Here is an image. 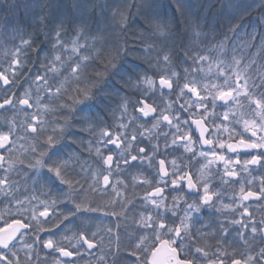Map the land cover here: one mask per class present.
<instances>
[{
	"label": "snow or ice",
	"instance_id": "obj_1",
	"mask_svg": "<svg viewBox=\"0 0 264 264\" xmlns=\"http://www.w3.org/2000/svg\"><path fill=\"white\" fill-rule=\"evenodd\" d=\"M175 2L178 13L183 16L185 13L183 0H175ZM227 6L234 13L233 19L238 21L244 15H249L253 8L264 7V0H245V2L238 5L229 2ZM53 7L52 4L41 5L42 9ZM91 7V5L75 2L73 4L74 10L81 16ZM133 8L136 9L135 15L141 16L145 27L138 34L130 35L128 17L134 15L131 11ZM151 8L152 5L149 0H131V3H126L124 8H117L111 17V29L115 42L100 49H95L94 46L88 45L86 41L85 43L80 42L87 35L83 23L77 25L73 21L72 31L75 38L65 39L68 31L66 27L68 17L66 15L55 16L50 11H43L38 20L35 17L33 18L34 24L40 25L38 31L50 45V53L46 54L44 59L41 60V68L44 71L43 73L37 72L32 77L29 90H25L22 95L17 96L15 93L8 95L9 89L7 87L3 89L4 95L0 99V110L11 111L13 118L6 121V129H0V150L11 154L13 151L12 146L15 144V140L11 138L17 136L20 139L25 138L24 135H20L15 115L20 112H25L27 115L26 109L33 107L30 92L33 85L36 88L37 105L42 104L45 100L57 98L62 102L54 108L49 109V105L43 103L45 109L53 112L59 111L60 117L63 119L62 123L59 120L57 121L51 132L46 130L43 121H40L37 115H32L30 121L26 119L23 123V132L34 134L31 139L35 142L31 147V152L34 154L33 158L27 162L22 160L21 164L36 173L35 176L25 175V183L30 179L33 180L34 184H40L43 181V186L48 187L49 191L57 182L64 187L57 189L59 195L52 198L50 203L48 199H41L40 196L35 194L30 197L24 196L21 199L15 194L19 191L20 181H13L8 175L10 171L14 170L15 161L11 155L0 154V170L4 173L3 177H0V186H4L0 187V195L7 198L8 214L12 217L11 223L5 220L3 222L4 226H0V264H21L18 248L20 244H23L25 249L35 252V257L31 255V252H25L26 264H47L49 256L52 257L53 264H76L74 260H60L53 254L59 253L60 257L71 258L74 255L73 249H75L76 255H80L84 245L87 246L88 250L100 247L95 239L97 233L91 232L90 234L87 227V223L95 217L87 214L101 212L104 215H122L126 217L127 205L131 203L126 197L121 200L113 199L110 201L111 209L107 206L102 208L87 199H83L84 193L86 191L107 193L111 189L117 197H120L123 194L118 189V185L124 184L127 187V184L123 179H118L116 184H112L110 178L114 177L116 173L131 168L142 170L145 162H147L149 168L155 171L154 160L160 150V144L157 142L150 149L144 145H139L137 152L130 151L132 145L125 142L126 132L117 130L114 133L106 124L97 122L98 116L94 117L91 114V109L94 107L97 110H99V107L107 110V105L99 99L100 96H115L118 98L117 101H113L116 103V109L110 111L113 117H115L116 111L120 112L121 122L119 128L127 127L123 124V118L131 105L134 112L141 113L146 120L151 117L155 121L152 125L153 128H158L160 121L163 120L169 126L175 127L178 133H181L180 125L181 123L187 125V120L181 121L179 111H176L175 114L169 111L172 108V103H169L167 109H161L155 104V101H148L149 95L157 91L155 78L159 76L161 96L175 94L177 100L173 103H179L181 99H184V89L197 97L196 101L185 100V103L180 104V107L184 111H187L188 107L203 108L205 110L200 119L194 118V114H190V118L192 124L196 125L199 130L200 142L212 146L214 141L211 136L205 137L207 128L203 126L209 108L215 110L217 107L215 102L220 100L224 101V106L230 110L232 103L239 102L236 96L243 95L249 104L255 105L253 111L258 119L253 118L244 121V132L250 133V136L255 139L245 137L243 133H238L239 139L235 143L225 144L217 138L216 147L220 149L227 147L229 152L236 153L235 160L228 158L225 162V156L223 154L217 155L214 148L211 153L207 150H200L199 156L207 157L211 154L214 160L225 162V176L235 177L238 175L236 169L230 170L228 167L233 163L237 165L242 163V170L245 172L249 171V165H259L264 168V151H259L264 149V135H260V133H264V75H260L256 79H253L250 75H244L243 70L240 68L244 59L243 55L240 57L235 55L237 48L243 53L244 50L255 47L261 53H264V12H261L257 21L252 23L251 32H246L243 39L240 37L242 26L238 22L230 21L226 25L224 39L211 45V50L221 53L228 50L229 44L232 45L233 61L236 65V83L233 85L226 78L225 85L228 90H221L215 95H205L197 92L194 79L192 81L186 80L183 87H180L177 83L176 87L179 88V92L173 91L171 77L178 76V73L174 68L169 67L173 64V58L176 54L175 42L172 39V25L157 19L156 15L151 12ZM229 33L232 35L230 36ZM196 35H200L199 31L196 32ZM18 39L20 41L18 45H14L12 49L4 52V55L8 57V67L0 71V82L4 86L16 83L18 77L23 75V70L26 67L24 57L30 50L36 51L35 32L20 31L18 32ZM257 40L259 43H256ZM90 47L94 48L93 52L82 54L81 50H87ZM69 49L71 53L75 54V58L69 54ZM130 55L143 60L147 67L138 70L135 66H126V58ZM184 56L185 59L181 63L184 65V71L189 74L202 71L199 65L201 62L210 59V56L204 52H197L193 55L187 48L184 49ZM187 60H190L191 64H187ZM97 62L102 67H94ZM254 64L255 60H252L251 64L244 67L250 69ZM62 68L63 72H61ZM161 69L164 71H161ZM168 71H171V76L167 74ZM49 73H52L53 76H63L64 79L53 84L51 82L53 77H50ZM219 74L221 76L225 75L223 70ZM241 80L243 84L240 83ZM69 81L70 83L65 87V83ZM212 87L216 86L213 85ZM165 88L170 90L169 93L162 91ZM121 89L124 91L121 92ZM129 91L139 93L137 102L134 104L128 96ZM207 91L208 86L206 85L204 92ZM41 93H45V95L41 96ZM210 96L211 105L208 103ZM185 104L188 107H185ZM77 105H83V107H77ZM65 109L67 111H64ZM224 119H229V111L224 112ZM74 124L78 126L80 131L95 136V154L106 166L99 171L88 170L91 173L92 183L89 184L87 189L73 175L75 167L72 158H61L59 150L56 148L60 141L67 138ZM213 124H215V121H213ZM215 127L217 129L223 128L225 131L229 130L227 125L215 124ZM188 128L190 129L191 125H188ZM145 130L151 131L150 129ZM97 132L99 135H96ZM140 135L142 136L143 133H140ZM164 135V148L166 150L170 145L167 140V133H164ZM232 138L230 132L229 139ZM73 139H75L74 134ZM136 139V134H133L132 140L135 141ZM177 140L187 142L177 145ZM195 142L189 134L181 133L173 136L172 145L183 147L185 152L192 153L195 157L196 151L192 147ZM89 145L91 149V141ZM107 145H114L119 151L113 153L109 149L108 154L105 155L101 149ZM239 150H245L249 158L241 162ZM214 160H209L207 165H202V168L213 164ZM171 163L173 168L170 173L165 167L166 160L164 158L159 159V171L157 176L154 177V184L147 177H133L134 180L139 179L140 184L149 185L151 190H146L144 199L147 203L152 204L157 211L150 212L146 217L141 215L139 220L134 221L137 224L136 236L131 240L134 247H130L129 254L134 256L135 260L131 261L130 264H161L159 259L161 252L166 253L163 264H264V238L260 235L264 233V226H257L254 221L250 223L235 219L228 221L229 224L242 226V229L236 230V235L245 248V251L239 255H237V249L232 247L231 244L229 247L232 248V251L223 246L224 241L231 235L223 223L220 226L221 240L218 241L215 253L210 255V248L199 244L198 237L204 235V233L199 230L196 233L191 231L193 217L195 214H199L203 207H207L209 210L216 208V200L213 198L215 196L218 200L220 193L212 191L207 181L201 182V177H197L194 181L192 175L184 171L176 160H172ZM121 164L125 165L126 168L122 169ZM44 169L49 175L42 174ZM81 171H84L83 167H81ZM101 178L103 181L102 188L100 187ZM185 179L188 193H194L198 199L188 201L187 194L183 191L185 185L181 184V181ZM223 182L225 184L229 183L227 180ZM169 186L171 191L166 192ZM240 192L242 200H248L250 197L264 198V177H261L259 196H256V193L252 190L245 191L243 186H241ZM172 193H175V195H172ZM43 195L44 193L41 192V196ZM169 195H172L170 204L166 202ZM61 203H70L72 207L58 212L57 208ZM13 204L15 205L14 208L11 207ZM117 204L120 205L119 213L115 207ZM224 207L228 206L225 205ZM216 211H220V209L216 208ZM29 212H31L30 218L27 215ZM169 213L174 219L169 218ZM243 214H248L246 206ZM40 217L44 219L41 220ZM2 219L3 216L0 214V220ZM31 221H35V224ZM61 226H63L62 229ZM203 227L207 228L208 225ZM21 229L32 230L34 235L32 242L29 243L24 240L27 233L22 232ZM53 229L61 230L60 239H56L57 232ZM108 231L111 232V229H108ZM249 231L251 235H248ZM40 232H49L50 235L45 239L39 235ZM73 240H75V243H72ZM63 241H68V244L66 245ZM37 246L49 250L44 254L43 260ZM117 251H119V247ZM101 260H103V257H101Z\"/></svg>",
	"mask_w": 264,
	"mask_h": 264
},
{
	"label": "rangeland",
	"instance_id": "obj_2",
	"mask_svg": "<svg viewBox=\"0 0 264 264\" xmlns=\"http://www.w3.org/2000/svg\"><path fill=\"white\" fill-rule=\"evenodd\" d=\"M30 1H34V0H30ZM74 1H75V3L86 4V5L92 6L87 11V12H89L90 17L88 20V24L85 25V29L86 30H88L89 28L92 29L93 33L91 35L94 39V42H93L92 37L89 35V32H87L85 29H84V31L87 33V35L85 38H82L80 42L85 43V41H86L88 45L94 46L95 49H97V47L98 48H105V47L111 45L110 44L111 37H112L111 17H112L113 12L115 11L113 9L114 8L115 9L124 8L126 3H131V0H74ZM161 1L165 2V4H162ZM229 2H231L233 5H238L240 3L245 2V0H226V3H225V0H183V4L185 7V13H184L183 17L185 18V20L187 22L185 24H187L189 26L188 31L189 32H195L194 29H196V27L193 24L194 19L197 22L202 23L204 21V18H207V17L211 18L213 20H216V18L214 16H209L210 13L215 15L214 11H217L219 16H220V13L225 14L227 10L232 11L227 6ZM36 3L37 2L28 3V4H26L25 7L27 8V10H30L28 7H30V8L34 7L36 5ZM149 3L152 5L151 12L156 15L157 19L164 21L165 23H171L170 16H173V18H172V23H173L174 17L176 18L180 15L179 13H176L177 12V6H176L175 0H149ZM101 4H103L102 10L94 11L96 13H93V14L97 16L96 18H94V16L91 15L92 13L90 12V10H93V8H97ZM159 7H161V10L158 11ZM208 7H210L214 11L213 10L208 11L207 10ZM104 8H106V9H104ZM107 8H109V9H107ZM111 8H112V10L108 11ZM172 8L176 9V11L173 10ZM131 11H132V13H134V15L130 16L131 17L130 24H129V20H128V24L132 25L134 28V25L137 24V22H139V21L143 22V20H142L141 16L135 15V13H136L135 8H133ZM72 12L77 14V18H74V22L75 23L80 22V19H78L80 17V15L74 10V8L72 9V7H71L70 13H72ZM87 12L83 16L87 15ZM83 16H81V17H83ZM191 17H193L194 19H192ZM68 21H70L72 23V19L69 18ZM70 22H68V23L66 22V27H67L68 31H67V34L65 36V39L75 38L74 33L72 31L73 24L71 26ZM210 23H214L215 25L218 24L217 21L216 22H210ZM214 28H218V27H214ZM176 32H177V30H176ZM211 33L212 34L207 35L206 38H210V36L211 37H213V36L217 37L218 36L215 31H212ZM177 34H178V36L176 35V38L172 37L174 42L176 41L175 46L178 44V42H181L182 38L185 36L183 34V32L182 33L177 32ZM240 37H241V39L243 38L242 30L240 31ZM3 41H4V39H0V71H2L3 68L8 67V64H7L8 57H6L4 55L5 50H10L13 48L14 45H18L20 43L19 40H18V42H19L18 44H11L10 42L6 43L5 41H4V43H2ZM185 41H187V42H185V47L188 48V47H193L194 45H196V42H198L199 39L195 40V41H191V39H185ZM213 43L214 42H212V41H208V43L205 44V49H203L202 52L209 55L210 59L207 61L201 62L199 67L202 68V71H200V72L191 73V74L186 73L184 71V65L181 63V61L185 59L184 52L180 51L179 53H177L175 55V57L173 58V64L171 66H169L170 68H174V70L178 73V76H172L171 77L173 80V90L179 89L176 87V84L181 80L182 81H181L180 85H182V87H183V84L186 80L192 81L194 79L195 82H197L198 79H200L204 83V85L208 86V89L215 91V92H219L221 90H228L227 86L225 85V81H223V80H226V78L228 79L229 83H231L233 85L236 83L235 73H232L228 76L227 75L221 76L219 74L223 67L228 66L229 61L225 58L226 56H220L221 52L211 50L210 47ZM95 45H96V47H95ZM94 48L90 47L87 50H81V52H82V54H87V52H93ZM198 52H201V50H199ZM49 53H50V47L47 51H45L43 53L41 59L38 60L39 66L37 68H35L37 70V72L43 73L44 69L41 68V60H43L44 57L46 56V54H49ZM69 54L75 58V54L71 53L70 49H69ZM192 54L195 55L196 53H192ZM132 58L133 57L131 55L127 57V59H132ZM141 62H142V65H141L142 68L147 67V65L144 63L143 60H141ZM187 64H191V61L187 60ZM161 71H164V70L161 69ZM61 72H63V68L61 69ZM167 74L171 76V71H168ZM9 75H11V73H9ZM49 76L53 77L51 80V82L53 84H55L58 80L64 79L63 76H59V75L53 76L52 73H49ZM216 76H217V78H216ZM155 79H156L155 87H156L157 91H155L149 95L148 101L149 102L155 101V104L159 108L167 109L169 106V103H172L173 95L161 96V91L159 90V86H158L159 76H157ZM68 83H70V81L65 83V87L68 86ZM240 83L243 84V81L241 80ZM30 84H32V78L27 80V81H23V83H22L23 87H20V89L17 88V92H18L17 95L18 96L22 95L25 92V90H29ZM11 85L12 84H10L8 86H4L3 83L0 82V94H4L3 89L5 87H7L9 89V91L14 90L15 87L13 89H11ZM213 85H215L217 87L220 86V88L212 87ZM199 89H201V88L199 87ZM197 90H198V88H197ZM30 92H31V103L33 104V107L30 108L31 110L26 109L27 115L25 114V112H20V113L15 115L17 126L23 125V123L25 122L26 119L30 121L32 115H37L39 117L40 121H43L44 127L46 128V130L48 132L50 130V132H51L52 129L48 130V124L52 123L53 125H56L58 120L61 123L63 122V119L60 117V113L57 116L58 120L56 119V120L50 122L53 117H56V111L53 112V111H50V110L45 109L43 107V103H46L49 105V109L53 108L52 105L54 104V102H53L54 98L45 100V101H43L42 104L37 105V103H36V100H37L36 88L34 85L31 87ZM129 92L131 93V95H128L129 98L131 99V102L133 104L136 103L137 97L139 96V93H133L131 91H129ZM164 93H169V92H164ZM44 95H45V93H41V96H44ZM72 95H74V93H72ZM234 95H235V93H234ZM99 99L101 101H103L104 104L107 105V110L102 108V107H99V110H97L96 107L91 109V110H94L96 114H98L97 115L99 117L98 121H97L98 123L106 124V126L110 127L114 133L117 130H119L121 132H126L127 137H126L125 142L130 143L132 146L134 144H136L138 146L144 145L150 149L153 144H156L158 142L160 144V150L156 155L157 156L166 155L168 158V161L171 162L172 157L175 154V149L177 148V146L172 145L173 136L176 135V133H177L175 127L169 126L167 124V122L161 120L160 126L158 128H153L152 125H153V123H155V121L152 120L151 118H147V120H146L142 116L141 113L134 112V109L130 105L128 108L127 114L123 118V124L126 125L127 127L119 128V124L121 122L120 121V112L116 111L115 117H113L112 112L110 111V110L116 109V103H114L113 101H117L118 98L115 96H110V97L100 96ZM236 99H237V101H239L238 103H239L240 110L243 109L244 107L248 106V105H252V104H249V102L247 100H245L243 95L236 96ZM173 106H174V104L172 103V108H173ZM236 106H237V103H232L230 112H232V110H233V112H236V110H238V108H235ZM77 107H83V105H77ZM172 108L169 109L170 112H172ZM249 113H250V108H248L245 111L243 109L242 114L244 116L249 115ZM145 129H150L151 131L149 132V131H146ZM140 133H143V135L141 136ZM164 133H167V140H168V143L170 145L166 150L164 148V141H165ZM73 134L75 136V139H73ZM133 134H136V136H137V139L135 141L132 140ZM263 134L264 133H260V135H263ZM20 135H24L25 138L22 140H19V136L11 138V139L15 140V144L12 146L13 151L11 154H9L8 152H4L3 150H0V152H2L5 156L11 155L12 159L15 161L16 167H14V170H12L8 173L11 180L20 181L19 191L16 192V193H18V195L16 193L15 194L18 197H20L21 199H23L24 196L30 197L31 195L35 194L37 196H40L41 199H48L49 203H50L51 199L55 198L56 195H54V194L55 193L57 194V192H58L57 189L61 188V185H59V183L57 182L55 184L56 189L54 191H53V189H51L53 192H49V189L46 186H43V184H44L43 181H41L40 184H34L33 180L30 179V180H27V183H25V180H24L25 175L35 176L36 173L30 169L25 168L24 165L21 164V161L23 160V161L27 162L28 160H31L33 158L34 154L31 152V147L35 141L33 139H31V137H33V135H34L32 133L25 134L23 131H20ZM96 135H99V133L97 132ZM94 140L96 141L95 136L89 135L87 132L80 131L78 126L76 124H74V126L70 130V133L68 134L67 138L60 141L56 145V148L59 150V156L61 158L67 159V158L71 157L72 160L75 161L76 154L79 153L78 148L81 147L82 145H84V150L87 153H89L91 151V149L93 148V146H95V145H93ZM24 141H26V143H24ZM64 141H67L70 144L72 143L73 146H71L70 144L61 145ZM90 141H91V145H92L91 149H90V145H89ZM179 141L180 140H177L176 143L179 144ZM77 143L78 144L81 143V145L77 146ZM138 146H137V149L135 150V152L138 151ZM117 151H119V150H117ZM5 166H7V165H5ZM145 170H147V169H145ZM149 171L152 172L153 170L150 168ZM138 173L139 172H136V175L134 177H137V178L142 177V175H140V173H139V175H137ZM42 174L49 175V174H47L46 169L42 170ZM3 175H4L3 171L0 170V177H3ZM138 180L139 179L135 180V181H137V184L139 183ZM250 185L253 186V184H250ZM0 187H4V186H0ZM29 187H30V189H26ZM35 187H39V188H41V190L38 192L35 190ZM21 188H23V189L21 190ZM41 192L44 193L43 196H41ZM243 205H244L243 203H239V205H235L236 209L240 210L238 217L233 216V214L235 212L233 211V213H232V211L229 210V215L228 216L224 215L223 217H219L220 220L223 222H226V223H228V221L231 219L246 222L247 220L243 219V213L245 211V206H243ZM70 206H68V207H70ZM11 207L14 208L15 205L13 204ZM241 207H242V209H241ZM246 208L248 211L247 206H246ZM66 209L67 208L63 206V203H61L58 205L57 211L61 212V211H65ZM41 210H42V206H41ZM116 210L118 213L120 212V208H116ZM138 211H140V210L134 209L132 207V209H128L126 217L122 216V215L116 216V217L125 218V219H130L133 217L140 218L141 214ZM137 212H138V214H137ZM8 213H9L8 200L6 197L0 195V214H2V216H3V219L0 220V226L3 225V222L5 220L8 222L11 221L12 217ZM97 213H99V212L88 213L87 215L93 216V217H98L96 215ZM27 215L30 218L31 212L27 213ZM99 217L102 219L103 217L106 218L108 216L101 214ZM112 217H115V216H112ZM21 219H23L22 216H21ZM40 219L43 220L44 218L40 217ZM31 222L35 224V221H31ZM249 222H252V220ZM108 223H109V221H108ZM110 223L113 224V222H110ZM110 223H109V225H110ZM133 223H134V226L137 227V224L135 222H133ZM119 224L120 225L117 228H120V230H121L122 225H124L125 223H119ZM62 228H63V226H61V229ZM128 229H130V228L128 227ZM53 230L57 232L56 239H60V236L62 235L61 230L60 229H53ZM96 233H97V235L100 234L99 232H96ZM39 235L42 238L46 239L49 237L50 233L49 232H40ZM69 235H71V233H69ZM33 239H31V242ZM24 240L28 242V239L25 236H24ZM63 243H65L67 245L68 241H63ZM72 243H75V240H73ZM223 244H225V243H223ZM37 247L39 248V250L41 252V259L43 260L44 254L46 253V251H45V249L42 248V246H37ZM132 247H134V245H132ZM18 248H19L21 254L23 255L21 257L22 260L26 257L25 252H31V255L34 257V252H32L29 249H25L23 247V244L18 245ZM73 252H74L73 257H75L76 256L75 249H73ZM53 255L58 257L60 260H69L72 258V257L71 258L60 257L59 255H57V253H54ZM130 257H131L132 261L135 260L134 256L130 255ZM75 259H76V257H75ZM130 262L128 264H130ZM47 264H53L51 256L48 257Z\"/></svg>",
	"mask_w": 264,
	"mask_h": 264
},
{
	"label": "flooded vegetation",
	"instance_id": "obj_3",
	"mask_svg": "<svg viewBox=\"0 0 264 264\" xmlns=\"http://www.w3.org/2000/svg\"><path fill=\"white\" fill-rule=\"evenodd\" d=\"M178 83L179 86L182 87V85H180L181 81H179ZM173 91L178 93L179 89H175ZM197 92L204 93L205 95H215L218 93L209 90L207 92L197 90ZM184 93L185 97L184 99H181L179 103H173L177 100V96L173 94V113L175 114L176 111H179L181 121L187 120V125L183 123H181L180 125L181 133L189 134L191 138L196 141L192 145L193 149L196 151V155L195 157H193V154L185 152L183 147H177L175 149V154L172 157V160H176L177 164H179L184 171L189 172V174L192 175L194 181L197 177H201V182L207 181L212 191L220 193L218 200L215 196L213 198L214 200H216V208H219L220 211H216V208L209 210L207 207H203L202 211L199 214L194 215L193 220L191 222V231L193 233H196L199 230L200 232L204 233V235L198 237V242L201 246L210 248L211 255L212 253L216 252L218 241L221 240L220 226L223 223L227 227L228 231L231 233V235L228 236L227 240L224 241L225 244H223V246L225 248H228L229 251H232V248L229 247V245L231 244L232 247L237 249V255H239L240 253L245 251L244 245L239 241V237L236 235V230L242 229V226L223 222L220 220L219 217H223L224 215L228 216L229 210H231L232 213L234 211L235 213L233 214V216L238 217L240 210L236 209L235 205L243 203V206L248 207V214H243V219H246V222L248 223H250L249 221L252 220L257 223V226H264V198L256 199L255 197H250L248 200H242L240 192L241 186H243L245 188V191L252 190L256 193V196H259L261 187V177H264V168H261L259 165H249V171L245 172L242 170V163L240 165L233 163L232 165H228V167L230 170L236 169L238 171V175L235 177L225 176V162L228 158H232L233 160H235L236 153L229 152L227 147H225L224 149L216 147L215 142L217 138H219L220 140L225 142V144L235 143L239 139L238 133H243L245 137L255 139L254 137L250 136V133L244 132L245 120H252L253 118L258 119V117H255V112L253 111L255 109V105L253 104L252 106H250L249 115L244 116L242 114L243 109L245 111L248 108H243L240 110L239 103H237V106L235 108H238V110H236V112H233V110L232 112H230L231 110L227 109L224 106V101L217 100L215 102L217 107L215 108V110L209 108L208 114L205 117L206 122L203 125L205 128H207L205 137L208 138L209 136H211L214 141V144L212 146H209L200 142L199 131L196 128V125L192 124V119L190 118V114H194V118L200 119L201 115L204 113L205 110L203 108L197 109L195 107H188L187 104H185V107H188L187 111L181 109L180 104L185 103V100L196 101L197 99V97L192 93L188 92L187 89H184ZM2 98L3 94H0V99ZM208 103L209 105H211V96L209 97ZM225 111H229L228 120L224 119ZM5 112L6 111H1V114ZM213 121H215V124L227 125L229 130L225 131L223 128L217 129L215 127V124H213ZM188 125H191L190 129L188 128ZM230 132L232 133L233 137L231 140L229 139ZM181 133L177 132L176 135H180ZM186 142L187 141L180 140L179 144L177 145H181ZM79 145H81V143L78 144V146ZM93 145L96 146L95 140L93 141ZM95 146H93L91 151L89 150V153L84 150V145L79 147V153L76 154V159L75 161H73L75 162V171L73 175L75 176V179L80 180L81 184L85 187V189H87L89 187V184L92 183L91 173L88 170L91 169L92 171H99L100 169L106 167L102 164V161L97 158L95 154ZM137 146L138 145L134 144L130 148V151L135 152ZM213 148L215 149L217 155L223 154L225 156V162L214 160L211 154H209V156L207 157L199 156L200 150H207L209 151V153H211ZM109 149H111L113 153L117 152V149L114 145H107L101 150L105 155H107ZM259 151H264V149H260ZM0 154L3 153L0 152ZM115 158L116 157L114 156V159ZM161 158H164L166 160L165 167L171 173L173 165L170 161H168L167 156L156 155V159L154 160L155 171L150 172V168L148 167L146 162L142 170H138L137 168L126 169L125 171L116 173L114 177L110 178L112 184H116L118 179H123L125 181L127 187H125L124 184L118 185V189L123 194L122 196L117 197L115 193H113L111 189H109L107 193H101L99 191H86L82 198L87 199L88 201L102 208L107 206L109 209H111L112 205L110 204V201H112L113 199L121 200L126 197L131 201V203L127 205L128 209H132V207L137 210L139 209L140 211L138 212H140V214L144 215L145 217L150 212H156L157 209L152 204L147 203L144 199L146 195V190H151L149 185L140 184V182L137 184V181L133 180V177L136 175V172H139L142 177H147L148 179L152 180L154 184V177H156L158 174L159 159ZM239 158L241 159V162H243V160L249 158V156L245 150H239ZM209 160H214L213 164L202 168V165H207ZM81 167L84 168V171H81ZM121 168L124 169L126 168V166L121 164ZM139 173L137 175H139ZM225 180H227L229 183L225 184L223 182ZM249 181H251V183H249ZM181 184L185 185L183 191L187 194V199L189 202H191L193 199H198V197H196L194 193H188V189L186 187V179L184 181H181ZM250 184H253V186H251ZM63 187L64 186H61V188ZM100 187H103L102 178L100 181ZM170 191L171 188L169 186V188L166 189V192ZM172 195H175V193H172ZM172 195H169L166 201L169 204L172 202ZM70 205V203H63V206L66 208H71L72 205ZM225 205H227L228 207H224ZM115 207L120 208V205L117 204ZM161 211H163V209H161ZM99 214L103 215V213L101 212L97 213L96 215L98 217H95V219L89 221L87 223V227L90 230V234L92 231L100 233L95 238L96 241L100 244V247L88 250L87 246L84 245L81 249V254L76 255V259L75 257H72L71 260L75 259L74 261L76 262V264H105V262L106 264H128L130 261H132L129 251L130 247H132L131 240L133 237L136 236L135 230L137 229V227L134 226L133 222L139 220V218L133 217L130 219H125L120 217L118 218L116 216L112 217V215H106L108 216L106 217L107 219L105 217L101 219L99 217ZM168 215L170 219H174L170 216V213ZM21 220L23 222V219ZM107 220L109 221V223L113 222V224L110 223L109 225ZM9 223H11V221H9ZM119 223H125L124 225H122L121 230L120 228H117L120 225ZM204 225H208V227L204 228ZM128 227L130 229H128ZM108 229H111V232H109ZM21 231L27 233L25 237L30 243L31 239L34 238L32 230L21 229ZM248 235H251L250 231L248 232ZM260 235L263 238L262 233ZM101 237L103 238L102 240ZM118 247L119 251H117ZM45 251L47 253L49 250L45 249ZM164 254L165 253L163 252V255ZM57 255L59 254L57 253ZM22 256L23 255L20 252L21 264H26V257L22 260ZM101 257H103V260H101Z\"/></svg>",
	"mask_w": 264,
	"mask_h": 264
},
{
	"label": "trees",
	"instance_id": "obj_4",
	"mask_svg": "<svg viewBox=\"0 0 264 264\" xmlns=\"http://www.w3.org/2000/svg\"><path fill=\"white\" fill-rule=\"evenodd\" d=\"M26 4L31 3V2H37L36 5L34 7H28L30 10H27V8L22 4V2H25ZM74 0H34V1H30V0H0V39H4V41L6 43L10 42L11 44H18V32L22 31V32H26V33H32L35 32V39H36V51H29L27 53V55L24 57L25 63H26V67L23 70V75L19 76L16 83L11 85V93H15L17 95V88L20 89V87L22 86L23 81H27L29 79L32 78V76L37 73V70L35 68H37L39 66V62L38 60L41 59L43 53L45 51H47L50 47L49 43H47L44 39V36L42 34H40V32L38 31V29L40 28L39 24H34L33 22V18L35 17L37 20L39 18V16L42 14V12H51L53 15L55 16H62V15H66L68 17V19H72V18H77V14H75L74 12L70 13L71 11V7L73 9V4H74ZM162 4H165V2L161 1ZM44 4H52L54 5L53 8L51 9H42L41 5ZM8 5V6H7ZM102 6L103 4L99 5L97 8H93V10H90V12L92 13L91 15L94 16V18H96L97 16L94 15L93 13H96L94 11L97 10H102ZM106 9V8H104ZM109 9V8H107ZM173 10L176 11V9L172 8ZM112 8L108 11H111ZM113 10H116L115 8ZM161 10V7H159L158 11ZM73 13H74V17H73ZM178 13V11L176 12ZM180 16L178 17H174L173 19V25H172V31H173V38H176V35L178 36L177 32L182 33L186 36L188 34V27H186L185 22L180 20ZM90 14L89 12H87V15L78 18L80 19V22H77L76 24H84V29H85V25L88 24V20H89ZM183 16H181L182 18ZM173 16H170V20H172ZM192 19H194L193 17H191ZM253 18H258V17H253ZM130 19L131 17H128L129 20V24H130ZM79 21V20H78ZM257 21V19H252L250 20H246L243 24H241V30L244 34L245 37V33L246 32H251L252 28L251 25L252 23H255ZM70 21H67V23ZM71 23V22H70ZM194 23H197V21L194 19ZM135 24V23H134ZM133 24V25H134ZM145 27L144 23L142 21L137 22V24L134 25V28L132 25H130L129 28V34H138L142 28ZM223 27V26H222ZM221 27V28H222ZM214 29H219V28H214V27H210L208 29V31L212 32ZM177 30V32H176ZM87 32H89V35L92 37V29L89 28L87 30ZM185 36L182 38L181 42H178V44L175 46V53H179L184 52L185 47ZM93 38V37H92ZM4 41L2 43H4ZM258 41V40H257ZM114 34L112 32V37H111V42L110 44L114 43ZM176 43V41H175ZM258 43V42H256ZM100 49V48H99ZM187 49H191L189 50L190 52L193 53L194 49L192 47H188ZM175 54V55H176ZM174 55V57H175ZM133 57V56H132ZM256 57L259 59V61L257 62V64L259 63V68H264V53L258 54L256 55ZM123 62V61H122ZM126 66H135L138 70L142 69L141 65V59H137L135 57H133L132 59H127L126 58ZM94 67H102L101 64H99L97 62L96 65H94ZM91 70V69H90ZM261 75H264V73H262ZM127 78V77H125ZM118 87V86H117ZM19 91V90H18ZM124 90L121 89V92H123ZM128 95H131L130 92H128ZM54 104L52 105L53 108L56 107V105L62 101L58 100L57 98H54L53 100ZM64 111H67V109H65ZM59 114V111H56V117H53L51 119L50 122L54 121V120H58L57 116ZM91 114L96 117L97 114L95 113L94 110H91Z\"/></svg>",
	"mask_w": 264,
	"mask_h": 264
},
{
	"label": "bare ground",
	"instance_id": "obj_5",
	"mask_svg": "<svg viewBox=\"0 0 264 264\" xmlns=\"http://www.w3.org/2000/svg\"><path fill=\"white\" fill-rule=\"evenodd\" d=\"M226 3V0H225ZM22 4L24 6H26V1L22 2ZM208 11H212L213 9H211L210 7H208L207 9ZM214 11V10H213ZM264 12V7H257V8H253L251 13L249 15H244L242 18H240L238 21L233 19L234 17V13L232 11H226L225 14L220 13V16L218 14L217 11H214L215 15H213L212 13L209 14V16H214L216 18V20H213L211 18H204V21L202 23H193L196 27L195 32H189L188 30V34L185 36L186 39H191V41H195L198 40V42H196V45H194L192 48L194 49L193 53H196L197 51H199L203 45L205 43H207L208 41H213L214 43L219 41V40H223L224 39V32L226 31V25L228 22H238L240 25L243 24L246 20H252V19H257V18H253V17H259L260 13ZM227 16V17H226ZM73 17H74V13H73ZM187 18V17H186ZM180 20L184 21V23L186 22L185 18L180 16ZM74 21V18H72V22ZM171 21V25H173L172 20ZM218 22L217 25H215L214 23H210V22ZM210 24V25H209ZM72 26V23H71ZM186 27H188V25H185ZM221 26H223L222 28H220ZM210 27H218L219 29H214L213 31H215L217 33V37L213 36L210 38H206L207 35L212 34L210 31H208V29ZM173 28V27H172ZM199 31L200 35L197 36L196 32ZM231 36V34H229ZM243 39V38H242ZM185 41V40H184ZM187 42V41H185ZM259 43V41H257ZM239 43V42H238ZM191 50V49H188ZM237 50H239V48H237ZM258 48H249L243 51V53H247V52H252V51H258ZM203 50H201L202 52ZM228 52L233 53L232 51V45L229 44L228 46ZM240 51V50H239ZM241 52V51H240ZM181 54V53H180Z\"/></svg>",
	"mask_w": 264,
	"mask_h": 264
},
{
	"label": "water",
	"instance_id": "obj_6",
	"mask_svg": "<svg viewBox=\"0 0 264 264\" xmlns=\"http://www.w3.org/2000/svg\"><path fill=\"white\" fill-rule=\"evenodd\" d=\"M166 254L163 255V252H161L159 259L161 260V264H163V259L165 258Z\"/></svg>",
	"mask_w": 264,
	"mask_h": 264
}]
</instances>
